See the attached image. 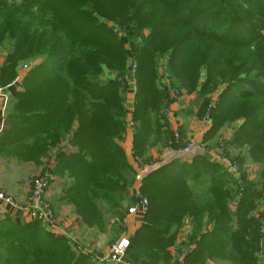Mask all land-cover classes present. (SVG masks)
Here are the masks:
<instances>
[{
  "label": "trees",
  "instance_id": "16d2710c",
  "mask_svg": "<svg viewBox=\"0 0 264 264\" xmlns=\"http://www.w3.org/2000/svg\"><path fill=\"white\" fill-rule=\"evenodd\" d=\"M124 41L141 46L130 122L127 88L98 79L109 67L121 69L122 79L130 75ZM200 46L202 56L195 57ZM167 53L170 79L183 83L181 71L188 73L191 83L199 82L190 92L196 97L213 93L217 78L224 84L205 110L210 127L204 139L232 125L227 146L240 152L234 161L228 158L239 172L202 157L150 171L141 186L148 210L128 238L125 261L172 264V248L187 226V242H179L185 255L177 264H264V213L251 215L264 197V0H0L2 87L21 65L31 66L21 91L11 95L0 155L40 166L71 135L70 149L40 176L60 180L61 204L83 229L104 233L103 223L115 218L117 239L126 230L121 219L134 174L122 148L129 124L132 158L143 165L150 164V149L186 143L174 139L155 100L171 104L152 84ZM259 98L263 102L251 106ZM4 220L0 264H96L92 254L39 229L38 222Z\"/></svg>",
  "mask_w": 264,
  "mask_h": 264
},
{
  "label": "crops",
  "instance_id": "0c3cea01",
  "mask_svg": "<svg viewBox=\"0 0 264 264\" xmlns=\"http://www.w3.org/2000/svg\"><path fill=\"white\" fill-rule=\"evenodd\" d=\"M2 63H3V60L0 58V68L2 66ZM29 68H31L30 65H29ZM24 74L25 72L21 68L16 70V76L24 75ZM98 79L101 81L102 80L105 81L108 79L106 78L105 69H102V72L100 73ZM15 91H19V90L15 89V90H9L8 92H6L7 103H6L5 109H2L1 101H0V135L2 133V130L4 129V119L8 115V113L11 112V108L14 104V100L12 99L11 95ZM129 94L130 93H128L126 97H128ZM190 98H193V95ZM188 100H190L189 102L191 103V99L184 97L183 99L180 100V102H178L179 104H182V106H179L177 102L170 106L173 112L171 113V115L167 117L168 130L172 133L179 131L181 133V136L186 142H191L194 140V142L198 143L197 144L198 146L202 147V150L200 148H196L194 151L191 152L189 156L179 157L172 151L173 148H169L166 151V155L170 157L169 162L179 159V158H183L184 162L189 163L196 157H202L210 161L211 163H216L221 166L222 165L224 166L223 160L230 161L228 158L229 155L226 154L228 150L227 145H228L229 140L232 137V134L235 128L230 129V130L222 128L213 139L205 140L204 137L209 131L210 124L201 122V124L196 126V129L193 128L194 124L192 125L191 118H192L193 112L195 111V109L193 108L195 107L196 103L187 107L186 104H188ZM224 131H228V132H224ZM70 136L71 135H66L64 139L60 140L57 146H55V148L52 149L48 153V157L43 159L42 164L40 166L35 164L32 161L19 160L14 156H11V155L6 154L5 152H2L0 155V192L12 198L15 203L20 204V205H25L26 199L30 192L31 185L28 182L29 177H24L23 175L24 171L34 172L33 169L38 170L40 168L41 170L44 168L46 170L51 169L54 163V160L56 158V155H59L60 152H67L70 149L68 145V139ZM215 141L224 142L225 149H226L224 151L225 155L222 153V150H219L218 148L214 149L212 147ZM122 148L128 158V154H131V148H132L131 131L129 130V128L127 129L126 138L124 142H122ZM159 148L160 146L157 148L156 147L152 148L147 152L150 163L153 161L163 159V158L158 159V157L156 156V154L158 153L156 150ZM128 160L130 162L129 158ZM166 163H168V160L163 162V164H166ZM59 183H60V180L53 177L50 185L47 187L44 193V200L50 205L52 209V213L54 215L57 228L54 229V231L53 230L51 231L49 229H46L43 226L41 227L48 234L51 233L52 235H56L58 237H64L67 239L72 237L73 239L82 240L84 238L83 237L84 231L89 232V230L86 231L83 228L79 227L77 223V219L72 214L70 209L61 204V200H60L61 190L59 188ZM130 197H131V191L129 188L128 196H127L128 202L130 200ZM236 201L237 200H234V202L232 203L231 211L235 210L234 206L236 205ZM258 207H260L259 210L256 212L254 211L251 215L257 216V214H259L258 212L264 213V197H263V200L259 201ZM6 218L8 219L9 222H11L12 224L16 226H24L32 222L24 212H17L10 208H7L6 210H4L2 207L0 209V224H2L3 222L5 223L6 220L4 219ZM136 228H138L137 222L134 223L132 220H130V223L128 225L129 234L131 235L136 230ZM91 232L93 233V231ZM188 232L189 230L187 226H185L182 232L180 233V236L178 240L176 241L174 247L172 248L173 255L176 254L179 248V242L183 240L185 243L187 242ZM97 237L98 236H96V239ZM73 244H75V246L78 245V243L76 242ZM78 247L81 249L82 253H85L87 251L90 253H95L98 256H104L108 253L107 247L99 246V248H97L98 247L97 244L93 245L91 243L87 247L84 245L83 246L79 245ZM182 259H180L179 262H181ZM174 260L175 259H173V261ZM208 264H226V263L217 262V263H208Z\"/></svg>",
  "mask_w": 264,
  "mask_h": 264
},
{
  "label": "built area",
  "instance_id": "2783aa9c",
  "mask_svg": "<svg viewBox=\"0 0 264 264\" xmlns=\"http://www.w3.org/2000/svg\"><path fill=\"white\" fill-rule=\"evenodd\" d=\"M27 65L30 64H24L22 67V70L24 72L28 71L29 69ZM22 79H23V75H17L6 87H2L0 82V101H1L2 109H5L7 103L6 92H8L9 90L22 89ZM167 88H169V85L167 86ZM172 94L177 95V91L172 90ZM170 97H171V93L169 94V99ZM165 115L167 117L171 115L170 107H168V109L165 111ZM202 122L209 123L207 116L206 118H204ZM129 130L131 131V124H129ZM173 135L176 141L180 139V136L177 132H175ZM197 144L198 143L194 142L193 140L191 142L185 143V145L182 148L172 149V151L179 157H187L196 148H200L202 150V147L198 146ZM218 149L220 150V147H218ZM131 156H132V151H131ZM163 162L164 160L161 159V160L153 161L149 165H143L138 161H134V159L131 157L130 164L132 165L134 170L133 182L132 185L130 186L131 197L126 205L125 210L122 213V219H121V223L125 226L126 230L123 234L120 235L118 240L109 247L108 253L106 255L98 256L94 253H90L87 251L85 252L87 254L93 255V259L96 264H129L125 261V253L129 244L128 238L130 236L128 232V225L130 223V220H132L134 223L137 222L138 227L140 226V220L143 219L144 215L148 210V202L141 195V186L147 174L151 170H154L164 165ZM223 164L224 166L223 165L222 166L226 168L227 171H229L233 175L239 172L238 164L227 160H223ZM52 179L53 177L48 173L36 179L31 185V189L26 199L25 205H20L15 203L12 198L0 192V209L3 207L4 210L10 208L17 212H24L31 221L38 222L46 229L49 230L56 229L57 224L54 219L52 209L50 205L44 200L45 190L50 185ZM112 223H115V221L112 220ZM259 231L261 234H264V218L260 220ZM69 239L73 243L76 242L72 237H70ZM76 249L78 251H81L79 247ZM184 255H185V249L179 247L176 254L173 255V259L175 260L173 261L172 264L179 263V260L182 259Z\"/></svg>",
  "mask_w": 264,
  "mask_h": 264
},
{
  "label": "rangeland",
  "instance_id": "374dc122",
  "mask_svg": "<svg viewBox=\"0 0 264 264\" xmlns=\"http://www.w3.org/2000/svg\"><path fill=\"white\" fill-rule=\"evenodd\" d=\"M168 36L169 35L165 36L166 40H167ZM158 42H161V41L158 40ZM152 44H148L147 46L152 45ZM159 44H161V43H159ZM203 45L205 46L206 43H204ZM140 47L141 46H138L137 44H128L126 41H124V49L128 52V58L126 59L127 62H126L125 70L129 71L130 75L126 74L124 76V78L122 79L123 76H122V70L121 69L114 68V67H109L108 69H105L106 70V78H108L105 81H108V80H111V79L114 80V81H117L118 83H121L122 85H124L127 88L128 93H130L128 95V97H125V100H128V101H125V107L127 108V120H128V122H130V120H131L132 106H133L134 101H135V97H134L135 96V90L137 91V89H136V73H137V68H138V64H139L138 63V60H139L138 59V51H139ZM201 49H202V47L200 46L198 52L195 53V57L202 56V54L200 52ZM168 56H169V53L165 54L164 56H162L158 60L159 66L156 68V71H155V74H156L155 83H152L154 85V87L158 86V89L160 91H161L160 87H162L163 93H164V95L166 97L169 98V94L171 93V97H170L171 104L169 103L167 106H166L167 102H165L164 99L161 100L160 98H155L154 97L156 102H157L158 108H159V115H160V117H162L164 119H167V116L165 115V111L168 109V107H170L171 105H173L176 102L177 103L180 102V100L183 99L184 97H187L188 99H191V103L189 102L190 100H188V104H186L187 107H189L192 104L196 103L195 107L193 108V109H195V111L193 112L194 115L191 113L192 114V118H191L192 119V125L194 124L193 128L196 129V126L201 124V122L204 120V116L206 114L205 110L207 109V107L210 104H212V102H215V103L217 102L219 93H220L221 89L224 88V84L221 83V80L219 78H217L216 79V85H215L216 89L213 91V93H209L204 99L196 97L194 95V93H190V92H191V90L193 89L194 86H198L199 85V82L194 80V82L191 83V80L189 78L188 73H186L183 70L181 71L180 76L183 78V83L180 80H179L180 83H176L174 80L170 79V77L168 75L169 74V69H168V66H167ZM27 66L29 67V65H27ZM22 67H23V65L20 66L21 69H22ZM221 72H222V70L215 71V72H213V75L215 77H217ZM105 81H103V82H105ZM168 85H169V88H167ZM172 90H176L177 91V95L172 94ZM156 95H157V93H156ZM192 95H193V98H190ZM258 101L259 102L260 101L263 102V100H261L259 98L257 100H254V102H253V104H251V106L255 105L254 103H258ZM205 102H207V103H205ZM238 103L239 102H236L234 104V107ZM178 105L182 106V104H179V103H178ZM237 107H238V105L236 106V108ZM172 112H173V110H171V113ZM260 115H261L260 119H263L264 112H261ZM211 117H212V114H211ZM238 121L241 122V121H243V119H238ZM223 128L230 130V129H233V126L232 125L223 126ZM224 132H228V131H224ZM180 138H182L183 144H184L186 141L183 139V137L181 135H180ZM171 143L173 144L172 138H171ZM186 143H188V142H186ZM212 147L214 149L220 147V150H222V153L225 155L224 151L226 149H225L224 142H221V141L216 142L215 141ZM169 148H170L169 146L165 147V145H160V148L156 150L158 152L156 154L158 159L163 158L164 161L168 160V164L173 162V161L174 162H184L183 158H179V159H176V160H173V161L169 162L170 157L168 155H166V151ZM239 152H240L239 150L234 151L233 149L228 148L226 154L229 155L228 157L231 160L234 161V158H235L236 154L239 153ZM131 157H132L131 154H128V158L131 159ZM141 161L142 160H140V162ZM142 162H144V161H142ZM236 164H238V163H236ZM247 167H252L253 168V165L252 164H247L246 168ZM33 170H34V172H32V171H24V173H23L24 177H29L28 182L30 183V185H32V183L36 179H38L40 177V175L42 174L41 168L38 169V170L37 169H33ZM249 179H252V178L250 177ZM112 219L114 220L115 218H111V219L108 218L103 223V228L106 226V228H105L106 232H104V233H98V232H95V231L92 233L91 231H89V232H85L84 231V233H83V237L84 238L82 240L74 239L76 241V243H78L77 246H79V245L83 246L84 245V246L87 247L89 244L92 243L93 245L97 244V246H98L97 248H99V246H100V247H107V249H109V247L113 243H115L118 240V238L120 237L119 236V237H117V239L114 240V238L116 237V233H115V231L113 232V230L115 229V227L116 228L118 227V224H117V220H114L115 224H113L112 223ZM77 223H78V220H77ZM78 225H79V223H78ZM37 226L39 227V229H42V227H41L42 225L41 226L37 225ZM79 227H81V226L79 225ZM84 230H86V229H84ZM86 231H88V230H86ZM96 236H98L97 239H96ZM92 237H94V238H92Z\"/></svg>",
  "mask_w": 264,
  "mask_h": 264
}]
</instances>
